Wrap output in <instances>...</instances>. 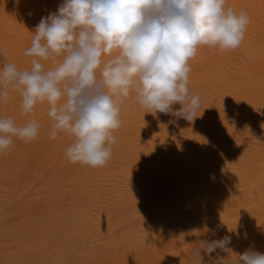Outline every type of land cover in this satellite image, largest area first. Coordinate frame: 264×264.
<instances>
[{"label":"bare ground","instance_id":"6f19581e","mask_svg":"<svg viewBox=\"0 0 264 264\" xmlns=\"http://www.w3.org/2000/svg\"><path fill=\"white\" fill-rule=\"evenodd\" d=\"M227 3L250 23L237 49L201 47L189 62L192 121L145 113L132 93L112 159L92 168L67 159L69 139L51 140L36 106L38 139L0 152V264H188L193 243L225 236L235 253H264V0ZM36 23L0 7V66H31ZM0 116L29 118L15 94Z\"/></svg>","mask_w":264,"mask_h":264},{"label":"clouds","instance_id":"9594fccd","mask_svg":"<svg viewBox=\"0 0 264 264\" xmlns=\"http://www.w3.org/2000/svg\"><path fill=\"white\" fill-rule=\"evenodd\" d=\"M249 23L247 11L227 0H62L32 32L24 52L31 66L19 69L6 58L0 66V103L15 94L29 117L18 124L0 116V152L14 138L38 139L42 125L30 117L39 104L47 105L49 138L65 134L67 159L92 168L112 159L132 93L145 113L192 121L202 105L189 86V62L201 47L237 49ZM230 244L231 236L198 240L188 264H264V253L251 247L235 253Z\"/></svg>","mask_w":264,"mask_h":264},{"label":"rangeland","instance_id":"374dc122","mask_svg":"<svg viewBox=\"0 0 264 264\" xmlns=\"http://www.w3.org/2000/svg\"><path fill=\"white\" fill-rule=\"evenodd\" d=\"M60 3L62 0H1L0 7L6 10L26 12L27 18L36 17L38 23L42 16L56 11Z\"/></svg>","mask_w":264,"mask_h":264}]
</instances>
